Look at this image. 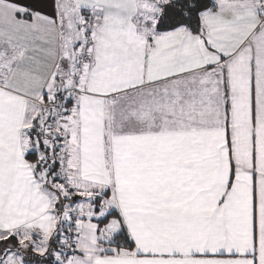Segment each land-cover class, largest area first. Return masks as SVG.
Listing matches in <instances>:
<instances>
[{"label": "snow or ice", "instance_id": "obj_1", "mask_svg": "<svg viewBox=\"0 0 264 264\" xmlns=\"http://www.w3.org/2000/svg\"><path fill=\"white\" fill-rule=\"evenodd\" d=\"M0 264H264V0H0Z\"/></svg>", "mask_w": 264, "mask_h": 264}]
</instances>
